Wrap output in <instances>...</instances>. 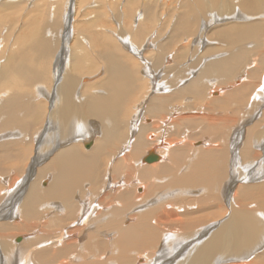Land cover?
<instances>
[{"label": "bare ground", "instance_id": "1", "mask_svg": "<svg viewBox=\"0 0 264 264\" xmlns=\"http://www.w3.org/2000/svg\"><path fill=\"white\" fill-rule=\"evenodd\" d=\"M198 8L209 18L240 17V22L221 28L218 34L227 39V50L219 46L207 47L211 50L200 55L192 51L188 63L176 66L169 60L163 64L168 55L162 58L158 53L152 62L154 72L140 67L147 85L132 104L135 75L125 59L113 52L115 46L108 45L111 39L106 44L99 35L93 38L109 77L99 82L97 72L88 70L90 76L83 74L86 79L78 80L67 71L71 65L74 71L87 65L83 64L87 54L72 57L69 44L74 38L89 46L82 35L63 37L61 49L56 54L53 49L48 63L31 61L32 54L24 50L8 53L0 66L5 77L0 72L12 81L2 84L0 119L4 116L12 125L20 122L21 111L30 113V102L22 98L29 88L46 99L48 111L41 136L35 132L26 137L20 126L1 134L2 128L10 127L0 126V163L23 161L27 151L18 149V141L36 140V150L27 159L28 167L23 162L25 175L19 181L20 172L11 183L14 174L8 177L7 169L0 166V220L18 217L17 228L34 235L13 246L6 234L11 224L0 222V264H264V65L260 60L264 0H240L237 7L232 0H200ZM254 14L262 15L261 19H253ZM177 27L183 28V21ZM198 36V40L205 37L202 27ZM49 40L43 34L38 37L37 54H49ZM132 41H128L132 53L138 55L140 49ZM161 70L162 78L158 77ZM91 79L96 86H84V96L79 93V98L78 84ZM203 91L214 104L206 103L203 116L192 115L190 106H185L188 98H198ZM176 97L180 98L177 108L169 105ZM217 108L222 110L213 115ZM191 116L194 122L202 117L205 126L208 123L204 132L209 137L187 129ZM90 119L99 122L97 130ZM124 127L126 136L120 143ZM172 132L176 137L169 138ZM89 138L91 148L80 150L79 143ZM148 156L153 159L147 160ZM46 158L44 166L36 167L38 160ZM46 176L48 183L41 188L37 181ZM114 185L122 187L108 198L103 193L113 191ZM203 210L205 215L199 214Z\"/></svg>", "mask_w": 264, "mask_h": 264}, {"label": "rangeland", "instance_id": "2", "mask_svg": "<svg viewBox=\"0 0 264 264\" xmlns=\"http://www.w3.org/2000/svg\"><path fill=\"white\" fill-rule=\"evenodd\" d=\"M239 1L240 0H232L233 4H235V7H237V5L239 4ZM199 2H200V0H195V1H193V0H0V4H1L0 5V66L3 67V65L5 63L4 62L5 58L7 57L8 53L12 50H17V49H19V51H22V50L27 51L29 53V55L32 54L31 55L32 57L29 56L31 61L36 59V62H37V60L39 59L42 61H46V63H48V60H50L52 57L51 53H52L53 49L55 48V54L58 53L59 50L61 49V47H62L61 44H62V41L64 40L63 37H66L69 33L71 34V36H74L73 35V33H74L75 35H82V37L84 36V38L86 37V39H88L90 45L89 46L85 45V42L83 40L81 41V43L83 42L81 44V43H78L77 40H74V38L70 39L69 44H72V45H70V48L73 46L71 48V50H72L71 55L72 54L75 55V53H76L79 55L81 54V56H82V55H84V53H86L87 58H84L83 61H85V60H88V61H85L86 63H83L84 65L87 64L86 66L83 65L84 66L83 68L82 67L79 68L82 70L78 69L79 71H77V70L74 71L76 68L74 65H71V67L69 68L70 71H69V69L67 71L74 73L78 77V80L85 78L83 76V74L85 76L89 77L91 73L97 72V74L99 73V75H97V82H99L98 80L102 81L103 79L109 78L108 75L103 72V70L105 68V66L103 64L104 62H101L103 60L101 58H99V54L97 51L98 49L93 44L94 36L99 35V37L105 43L107 42L108 39H111L110 40L111 42L108 40V42H107L108 45L110 44L111 48L113 46H115L114 48H112L113 52L118 53V56L121 55L120 57L122 58V61H124V59H125L127 64H129L127 66V69L129 70L131 68L130 72L135 75L134 92L132 93L134 95H131L129 97L130 101H131L130 104H132L135 99L140 97V94L142 95L144 93L143 91H145L146 85H147L146 79L144 80V78H142V74H141L142 69L140 67L143 66V68H146L148 66L149 67L148 69L150 70V72H154L153 69H155V67L153 66L152 62L155 61V57L157 56L158 53L162 56V58L164 56L168 55L163 64H166L167 60H169L168 63L169 64L171 63L172 64L171 66H173V65L176 66V64L178 62L183 63L186 61L188 63L189 57L192 55V51L194 52L195 55H196V53H198L200 55L201 53L206 52V50L207 51L211 50V49H208L211 47H214L216 49L219 46H221L222 47L221 50H224V49L227 50V48H228L227 47L228 46L227 39L221 40L219 38L218 34L221 33L220 32L221 28L229 27L233 24H236L234 21H239L240 17L238 15L233 14V16L227 15V16L222 17V18H218L217 16L212 15L209 18L208 17L209 13L207 14L205 12H202L201 9L199 10V8H198ZM199 11H201V12L199 13ZM263 13H264V11H263ZM193 14H195L196 16ZM200 14H203V15H200ZM224 14L226 15V13H224ZM252 17H253V19L258 20V19H261L259 17H262V15L254 14V15H252ZM181 21H183L184 27L181 28L180 30H177V28H178L177 26L180 24ZM187 22H189V23H187ZM185 23L187 25H185ZM139 25H140V27H139ZM188 25H189V27L187 28ZM201 27L203 29V33H205V37L202 36L201 39L198 40V37H199L198 33H200ZM66 28H68V29H66ZM185 28H187V29H185ZM134 33H136V34H134ZM138 33H140V34L138 35ZM42 34H43V36H45V38L50 39L49 40L50 42L52 41V43H49L50 44V48H49L50 50L48 52L49 54H47V52H45V53L43 52L42 55L37 54L39 51L34 50V49H37L36 43L38 41V37L42 36ZM262 34L263 33H261V35ZM108 37H110V38H108ZM113 37H115V39ZM117 37H119V38L124 37V39H121L122 41L124 40L123 41L124 44L122 42H120L119 38H117ZM213 37L216 40L213 39ZM112 38H113V40H112ZM190 39H191V41H190ZM118 40H119V42H118ZM129 40L130 41L133 40L134 42L133 41L132 42L136 45V47L138 46L137 48L140 49L138 52L139 53L138 55H134L132 53L133 47L129 44V42H128ZM22 41L23 42L25 41V42L23 43ZM247 42H248L247 43L248 45L252 44V40H249V41L247 40ZM122 45H124V48L126 47V50L123 48ZM94 47H95V49H94ZM196 47L198 50H196ZM205 48H207V49H205ZM28 49H29V51H28ZM260 50H261L260 53H263L264 47L262 46V48ZM68 51H69V49H68ZM122 51H124L127 54H124ZM212 51H214V50H212ZM136 52H137V49H136ZM142 54H144V55H142ZM74 55H72V57ZM152 55H154V56H152ZM261 56H262V58L260 56L259 57H260V60L262 61L261 62L262 65H264V63H263L264 55L261 54ZM54 58H55V56H54ZM98 58L100 59L99 61H98ZM175 60H178V61L175 62ZM92 61L94 62V64L92 63ZM88 62H90V63H88ZM161 62H162V59L160 60V63ZM52 63H54V62H52ZM131 63L133 65H131ZM95 65H99V66H95ZM138 65H139V68H138ZM144 65H146V66H144ZM53 66H54V64H53ZM93 66H95V67H93ZM132 66H133V68H132ZM134 66H137V67H134ZM155 66H156V64H155ZM96 67H98L99 70ZM261 67L264 68L263 66H261ZM0 70H2V72L4 73V71H3L4 69L0 68ZM88 70H91V73H89V75L87 74L88 72H90ZM38 71L40 72V70H38ZM2 72H0V91L2 90V88L4 89V86L2 85V84H4L3 81H5V83H6V81H10V79H11V78L9 79L8 76H7V78H4L6 73H4V77H3V74H1ZM162 72H163L162 70L159 72L158 77L162 78L164 76V75L161 76ZM76 73L80 76H78ZM104 74L106 75V77ZM81 75H82V77H81ZM11 81H12V79H11ZM92 81H94V83H96V80L91 79V80H88V83L85 85H84V83L78 84L79 89H77L76 94L78 95L79 98H81V95H79V93L80 94L82 93V95L84 96V91H83L84 86H87V88L91 87L92 85L96 86V84H94V83L91 84ZM47 85H48V87H50L51 84H47ZM37 86H40V85H37ZM16 89L17 88H14V90H16ZM43 89H45V88H43ZM11 92H12V90H11ZM206 92L207 91H205V93H204V91H203L202 95H200V97H198V98L192 97L193 100H191V97L188 98L190 101L187 102L188 104H186L185 106L186 107L190 106V109L192 110L190 112L192 115L198 114L197 116H203L205 114L206 103L209 101V98H208V100H207V98H205V96L207 95ZM22 93H23L22 94L23 101L24 102H30V104H31L32 108L29 110L30 113L29 114L26 113L27 114L26 115L21 111L20 114L18 115L20 122H18L17 124L13 123L12 125H10L11 123L7 124L5 122L4 116L1 117V119H0L1 128L4 125H5L4 127H7L5 129H8V126L10 127L9 130H4L2 128L4 131L0 128L1 134L4 132L11 131L12 129H19L20 127H22L23 129H20V130H22L23 132H26V135H25L26 137H30V135H32L35 132H38L37 134H39V136H41L42 130L44 129L43 124H45L46 113H47L46 111H48V109H47L48 105H46V99L43 97L42 98L39 97L36 93H34V90H32L30 88L28 90L23 91ZM31 96H32V98H31ZM39 100L40 101L44 100L45 103H44V101H42L43 102L42 103ZM40 103H41V105H39ZM44 104L46 105V107ZM170 104H171V106L176 105V108H177L178 107L177 105H180V98H177V97L173 98L172 101L169 102V105ZM212 104H214V103L209 101L208 105L210 107H212ZM41 107H42V109H41ZM197 108H198V110H197ZM33 109H35V110H33ZM221 110L217 108L213 111L212 114L213 115H214V113L217 114ZM262 110H264V107H262ZM202 111H203V113H202ZM199 113H202V114L200 115ZM187 114H189V113L187 112ZM187 114H186V116H189L188 118H190V115H187ZM26 116H28V117L26 118ZM40 116H41V118H40ZM191 117H193V116H191ZM208 117H209V115H208ZM24 118H26V119H24ZM178 119H179V116H177L175 120H178ZM192 119L189 121L188 120L186 121L189 125H191V126H187L188 124H186V127H189L187 129H189L191 133H195V134L198 133L197 135L202 134L204 137H205V135L207 137H209V135L204 132V131H206V128L209 127L208 123L206 122V126H205V121H203L204 119L202 117L201 118L198 117V119H200L201 121L197 120V118H195L197 120V122L200 123L199 125L197 122H194V117ZM23 120H25V122H23ZM89 122L92 124V126L96 127L95 130H97L99 128V126H98L99 122L97 120L90 119ZM196 125H198V126H196ZM199 126L205 128V129L200 130ZM11 127H13V128H11ZM125 127H124V131H123L124 136H122V141L120 143L123 142V140L126 136L125 131L127 129ZM194 128L197 130V132L195 131ZM26 130H28V131H26ZM174 134L175 133L172 132L169 135V138L176 137V134L175 135ZM0 139H2V138H0ZM23 140L24 141H18L19 143L17 146L19 147L18 149L25 148V151H27L24 153L25 154L24 160L21 161L22 159L16 160L14 158V159L9 160L10 162L5 161V162L0 163V166L3 165L1 167H3L5 170L7 169L6 172L9 174L8 177H11L14 174V176H12L10 178L11 183L13 181V178L16 181V179H18V177L20 176L18 179V181H19L21 178L24 177L25 173L22 174L23 162L25 164H27L26 166L28 167V165L30 164V161L27 159H29V157H31V154H33L32 150H36L35 145H34L36 143L35 139L33 140L34 143L32 141L24 139V137H23ZM86 141L79 143L80 150L83 149L82 151H85V150L91 148V145L93 143V139L89 138ZM87 143H90V146L88 148L85 147V145ZM149 151L156 154L154 152V150H149ZM42 160L37 161L36 167L40 166L39 168H41L42 166H44L43 164H45L48 159L46 158V159H42ZM103 166H104V163L102 165V169H103ZM19 168H21V169H19ZM18 172H20L21 175H19ZM115 178L116 179H114V180L118 179L117 177H115ZM30 181H31V179H30ZM37 182H38V184L40 183L39 186L41 188L45 187L48 183V176H46L45 178H41V181L40 182L37 181ZM112 187H113V191H107L106 193H103V194H106L108 196V198L110 197L111 194H115L113 192L116 191L117 189L121 188L122 185H120V187H117V185L116 186L114 185ZM135 194L137 195L138 192H135ZM108 198L106 197L104 199L105 202H103V204L107 203ZM99 199H97V203H102V202H99ZM110 203H112V202L109 201L108 204H110ZM114 204H115V202H114ZM99 205L101 206V204H99ZM98 213L100 214L101 211L98 210ZM202 213H203V215H205L204 210L202 212H200L199 214H202ZM5 219L4 220L1 219L2 221L0 220V222L8 221L11 224L12 227H10L6 231V234L8 233L7 235H10V238H11L10 243L12 245L13 244L23 245L27 239L32 237L33 231H24L21 228H20V230H19V228H17L16 224L20 223V219H18V217L17 218H15V217L11 218V220H9L8 218H5ZM14 220H17V221H14ZM126 222H128V221H126ZM77 226H80V228H84V226H81V224L77 225ZM86 226H89V225L86 224ZM90 227L93 228L92 226H90ZM12 233L15 234V236ZM79 235H81V233ZM16 237H21V240L19 242H16L15 241ZM16 247H18V246H16ZM16 247H14V248H16Z\"/></svg>", "mask_w": 264, "mask_h": 264}, {"label": "water", "instance_id": "3", "mask_svg": "<svg viewBox=\"0 0 264 264\" xmlns=\"http://www.w3.org/2000/svg\"><path fill=\"white\" fill-rule=\"evenodd\" d=\"M146 159L151 161L153 158L148 156Z\"/></svg>", "mask_w": 264, "mask_h": 264}]
</instances>
